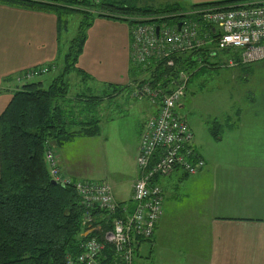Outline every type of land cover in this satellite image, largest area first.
Listing matches in <instances>:
<instances>
[{
	"label": "crops",
	"instance_id": "obj_1",
	"mask_svg": "<svg viewBox=\"0 0 264 264\" xmlns=\"http://www.w3.org/2000/svg\"><path fill=\"white\" fill-rule=\"evenodd\" d=\"M229 1L232 0H133V3L187 11L194 6L217 2L233 4ZM67 30L59 35V20L54 13L0 3V115L20 88L15 80L17 72L41 65L51 66L52 70L59 67V62L55 61L61 57L64 60L67 50L62 48V42ZM78 66L90 75L86 81L94 84L92 88L96 90L129 85L132 75L147 71L146 65L137 64L132 58L129 24L107 17L96 18L89 28ZM79 77L77 83L85 84ZM138 98L144 100L141 95ZM183 107L184 104L180 110ZM156 111L150 104L141 110L143 116L146 114L143 124L140 126L138 122L128 128L130 171L116 170L111 179L99 172L101 178L112 181L118 191L120 187L128 190L129 197H122L118 191L114 195L118 201L126 203L130 211L134 208L133 183L139 174L136 156L140 136L144 122ZM240 119L246 130L244 137L255 139L245 142L253 146L241 145L240 152L243 156L257 153L258 157L243 159L242 156L238 162L213 164L199 152L205 159V169L194 175L176 170L167 177H160L158 183L164 189L163 215L153 236L139 244L134 264H138L146 243H150V258L155 263L158 259L159 264H175L182 258L190 264H264V144L261 141L264 118L254 115ZM115 121V118L107 119L108 123ZM104 128L108 127L103 126L102 118L96 135L78 137H101ZM256 142L260 144L257 146ZM63 147L58 151L63 174L72 179L90 178L86 177L92 174L86 170V161L67 155ZM194 147L198 150L195 141ZM219 168L220 174L214 171Z\"/></svg>",
	"mask_w": 264,
	"mask_h": 264
},
{
	"label": "built area",
	"instance_id": "obj_2",
	"mask_svg": "<svg viewBox=\"0 0 264 264\" xmlns=\"http://www.w3.org/2000/svg\"><path fill=\"white\" fill-rule=\"evenodd\" d=\"M162 17L174 20L170 24L152 22L131 28L132 58L137 64L148 66L152 59L156 66L173 68L176 58L192 56L203 67L225 50L235 59L232 66L264 59V0L194 6L187 11L145 19ZM49 70L48 65L28 68L17 72L15 80L22 86ZM197 70L198 67L191 72L180 71L175 78L168 75L170 81L166 86L158 82L152 90L145 87V97L157 111L145 121L140 136L136 156L139 174L133 183L132 211L116 199L107 182L74 181L65 176L58 150L50 144L46 154L50 175L59 184L71 185L77 191L85 208L83 225L88 229L80 242V252L71 254L66 264H134L139 244L153 236L163 215L164 189L153 180L176 170L194 175L203 169L205 160L195 149L193 131L180 113L190 75ZM95 210L102 211L101 218L93 214ZM102 220L111 228H102ZM108 248L112 257L106 254Z\"/></svg>",
	"mask_w": 264,
	"mask_h": 264
},
{
	"label": "trees",
	"instance_id": "obj_3",
	"mask_svg": "<svg viewBox=\"0 0 264 264\" xmlns=\"http://www.w3.org/2000/svg\"><path fill=\"white\" fill-rule=\"evenodd\" d=\"M0 3L54 13L59 20V35L69 26L65 15L82 14L77 33L64 55L62 72L47 89L42 82L20 86L0 115V264H66L68 256L80 252V242L88 230L83 225L85 208L71 185L51 183L46 154L51 143L59 151L76 137L94 136L99 130L98 119L77 124L64 108L70 74L76 73L84 81L90 78L78 66L88 30L99 17L127 22L130 29L152 22L170 24L172 17L152 21L145 18L171 14L177 9L142 7L133 0H0ZM175 60L173 68L157 67L153 74L154 86L158 82L167 85L170 78L164 79L165 74L175 78L177 72H191L197 66L192 56ZM49 68L51 71V66ZM159 178L153 181L158 183ZM93 214L100 215L102 211L95 210ZM100 223L105 230L111 228L104 220ZM111 252L110 248L106 250L109 257H112Z\"/></svg>",
	"mask_w": 264,
	"mask_h": 264
},
{
	"label": "rangeland",
	"instance_id": "obj_4",
	"mask_svg": "<svg viewBox=\"0 0 264 264\" xmlns=\"http://www.w3.org/2000/svg\"><path fill=\"white\" fill-rule=\"evenodd\" d=\"M243 1L253 0H232L231 3ZM136 5L139 3L137 2ZM64 19L69 21L68 30L63 33L62 42V48L66 51L77 33L82 14L65 15ZM234 60L231 53L218 52L215 58L210 59L211 62L204 64L203 67L202 64H197L198 70L192 72L193 75L187 73L188 76L190 75V82L184 97V107L180 111L193 130L192 143L195 141L199 150H197L198 154L199 152L203 154L208 163L240 161L243 156L240 152L241 145L253 146L254 144H249L255 140L244 137L246 130L240 117L260 115L264 118V59L250 64L232 66L231 62ZM58 62L57 69L49 70L30 82H42L43 88L47 89L63 70L62 57L55 61V63ZM157 67L155 61L151 59L147 71L137 76L132 75L129 85H117L114 86L115 88L104 87L100 90L92 88L94 84L84 80L85 84L77 83L79 76L76 73H71L69 76L71 84L67 104L64 105L68 114L71 112L69 116L77 124L81 121H95V119H98L100 123L103 118V126L106 125L108 128L103 129L101 137L85 139L76 137L65 144L63 150L67 155H76L80 161H86V170L92 172L91 175L86 176L90 177L86 178L87 180L105 181L113 193L118 191V188L112 181L102 179L100 173L104 172L103 176L111 179L110 176H113L116 170L130 171L126 143L127 135L130 134L128 128L138 122L141 126L146 119V114L143 116L141 112L142 109L150 106V99L145 97V87L147 86L150 90L156 87L153 85L155 78L153 74ZM166 77L168 78V74L164 75V79H167ZM79 78L81 79V76ZM143 80H146L145 83H140ZM122 87L125 90L119 91ZM140 95L144 100H139ZM94 96L97 99L92 101L91 98ZM75 100H77L76 103ZM112 118L116 119L115 123H108L107 119ZM262 123L264 124V121ZM249 139L250 142L245 143ZM261 141L264 144V138ZM259 144L256 142L255 145ZM247 157L257 158L258 154H245L243 159ZM214 171L220 174L221 169ZM118 192L124 198L129 197L128 190L120 187ZM146 244L143 246L141 256L138 257V264L161 263V261L158 263V259L155 263L150 258V243ZM175 264H190V262L182 258Z\"/></svg>",
	"mask_w": 264,
	"mask_h": 264
},
{
	"label": "water",
	"instance_id": "obj_5",
	"mask_svg": "<svg viewBox=\"0 0 264 264\" xmlns=\"http://www.w3.org/2000/svg\"><path fill=\"white\" fill-rule=\"evenodd\" d=\"M156 32H157V34L159 33V26H157V28H156ZM51 183L57 185V184H58V181L55 180V179H52V180H51Z\"/></svg>",
	"mask_w": 264,
	"mask_h": 264
},
{
	"label": "clouds",
	"instance_id": "obj_6",
	"mask_svg": "<svg viewBox=\"0 0 264 264\" xmlns=\"http://www.w3.org/2000/svg\"><path fill=\"white\" fill-rule=\"evenodd\" d=\"M182 114V113H181ZM183 115V114H182Z\"/></svg>",
	"mask_w": 264,
	"mask_h": 264
},
{
	"label": "bare ground",
	"instance_id": "obj_7",
	"mask_svg": "<svg viewBox=\"0 0 264 264\" xmlns=\"http://www.w3.org/2000/svg\"><path fill=\"white\" fill-rule=\"evenodd\" d=\"M69 257V256H68Z\"/></svg>",
	"mask_w": 264,
	"mask_h": 264
}]
</instances>
